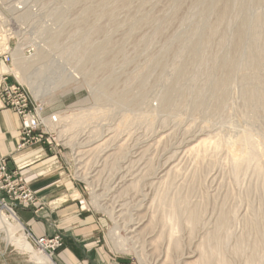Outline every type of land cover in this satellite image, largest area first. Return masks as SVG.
Returning <instances> with one entry per match:
<instances>
[{
	"label": "rangeland",
	"instance_id": "obj_1",
	"mask_svg": "<svg viewBox=\"0 0 264 264\" xmlns=\"http://www.w3.org/2000/svg\"><path fill=\"white\" fill-rule=\"evenodd\" d=\"M116 1H19L20 5L32 7V38L35 51L25 55L18 47L13 53L19 50L24 58L32 61L28 62L26 69L27 65L24 66V73L26 76L28 75L35 88L38 85L39 95H35L29 89L27 82L21 80L19 77L21 71L17 66L14 65V68L12 63L9 67L4 66V72L11 73L9 81L18 82L37 101H40L46 114L57 112L54 116L68 117L58 121L60 123L58 129L61 130V133L56 129L50 136L51 141L45 140V143L32 148L37 150L31 154L38 155V157L33 158L24 169L29 172L27 176H30V179L31 176L39 179V186L41 185L42 189L49 185L55 195L65 196V201H58L62 203L60 208L71 206L70 208L74 210L71 213L87 214L95 218L98 221L97 226L100 233L97 236L100 238V245L102 244L104 252L114 259H126L134 264H147L155 262L159 258L163 260L168 255L165 264H183L181 260L183 253L191 250L197 251L201 247V249L205 248L207 239L217 229V221L222 216H226L227 220L225 221L229 224H224L221 228L223 229L220 237L222 240L219 238L217 242V246L219 245L217 257L220 255L225 262L229 261L228 264H264V158L262 157L258 168L255 167V164V166L246 165L245 168L243 164L240 165V169L239 166L235 169L224 150L211 149L212 151L206 152L202 157V154L197 155L196 152L190 150L188 152L189 148L185 142V140H190L193 135L199 136L200 140L214 138L216 134H218L216 137L225 138L229 135L228 137L231 138L243 130H249L255 135L262 129L264 130V116L261 115V112L264 113L262 111L264 108L256 115L252 112L251 107L240 103L243 102L242 90L245 84H242L243 87H241L236 75L229 82L228 87L232 88H228L229 92L227 91L228 94L225 98L226 107H223V110L219 111L216 108L218 103L216 102L215 106V99L208 97L212 90L208 88L207 91L206 87L208 78L206 74L209 71L208 67L211 68L210 62L213 58L226 56L227 47L230 44L228 40L231 39L234 28L239 23L237 21L244 17L252 20L256 15L264 14V0L260 2L233 1L230 16L223 22L225 24L222 23L218 27V32L219 29L220 31L223 29L227 35L225 45L221 44V47L218 44L219 33L216 34L218 37L214 35V39L212 38L209 44L206 43L205 46V43L201 44L202 50L199 54L204 52L203 57L205 59L207 57L209 60L202 63L197 60L199 59L197 57L192 61L185 79L183 78L178 83L183 90L182 95L176 96L178 101L181 100L180 102L184 103L187 99L185 101L187 103L190 99V103H193V91L202 90L201 95H207L202 99L203 104L195 107V103L189 104L188 102L190 106L184 103L182 107H170L171 109L160 107L162 92L174 81L176 74L174 70L179 68L184 58L187 59L186 56L188 57L184 51L188 40L191 37H198L196 33L204 31L206 25L215 23L217 13L215 11L205 12L201 5L192 4L194 0H183V4L181 3L180 6H175L174 0H130L126 9L120 7ZM239 18L241 19L239 20ZM246 21L249 22L247 19ZM197 27L198 29H196ZM96 30L101 32L98 33ZM217 38L218 40H216ZM84 40L89 41L91 46L97 44L116 49L117 54L114 51L115 56L112 55L113 53L111 54V66L109 65L105 69L97 66L98 64L90 63L87 57L83 56L81 50H78L79 45L82 46L83 43L86 45ZM202 45L205 49L202 48ZM84 47L86 48L87 45ZM38 52H41L40 58L35 60V54ZM103 56L105 57V55ZM238 59L242 63L243 58L239 56ZM158 61L160 63H157ZM239 61H236V65L237 63L238 65L235 66V69L240 68ZM193 66L194 68H192ZM260 67V72H258L264 77V73H262L264 65H260ZM75 74L77 75L75 76ZM214 74L216 77L217 72ZM140 75L142 79H140ZM138 82H142L141 88L136 86ZM142 88L143 90H141ZM123 89L126 98H128L124 100L126 102L120 99V96L117 97L119 95L117 93L124 92ZM187 89L185 96L184 93ZM261 90L260 93H263L264 87ZM188 92L192 96H189V99L186 98ZM262 95L264 97V94ZM204 99H207V103ZM209 99H211L210 102ZM212 100L213 102H211ZM235 106L238 110H242L241 112L245 110L243 115L240 111V113L237 112V109L234 110ZM245 114L249 117L252 115L251 119ZM252 117H256V119ZM123 119L125 121H122ZM105 134L106 138H102ZM86 135L91 136L90 140L102 138L94 145L108 137L111 139L99 149L79 156L80 152L77 151H83L88 147L77 148L78 144L76 145V143L86 141ZM79 159H81L80 163H78ZM172 162L175 164L173 165L175 169L172 168L174 171L171 170L172 172L169 171L168 175H165L166 177L159 178L162 180L165 177L164 182L155 178L159 171L166 169L170 163L173 164ZM80 166L81 170H79ZM260 166L262 169L259 170ZM93 169L94 173L97 170L95 177L98 178L99 184L97 182L96 184L99 187L104 186L96 191H93L94 186L89 183L93 178H87L90 174H86V178L80 176L82 171L90 173ZM41 171L44 174L37 177L35 173ZM121 175L124 177L120 178V181L117 178ZM129 179L133 180L128 181ZM154 180H159L160 184L157 185L158 182ZM117 181L121 183L115 184ZM38 200L41 204L43 203L42 200ZM5 203V206L14 212L17 220L23 225L31 246L36 250L46 252L55 264H59L55 259L57 249L51 255L50 252L37 246L28 235L27 228L20 220L16 207L10 204L11 200L5 197ZM171 203L175 204L179 211L178 216L176 214L174 217L175 220L169 218L171 210L168 209L170 207L168 204ZM2 205L4 204L0 203V208ZM119 205L123 213L118 212L120 214L118 216L115 211L120 208ZM38 207H35L37 211ZM192 209L197 211L193 210L197 217V223L195 222L194 225L187 223L188 220H186L190 213L187 211ZM37 211L36 214H38ZM5 213L8 215L6 210ZM121 214L124 217H121ZM147 216L151 220V225L149 224L145 229L147 232L142 230L144 232L142 234L141 231L140 235L142 236L137 235L131 239L123 240L124 246L117 243L118 236L114 235L115 232L128 238L131 234L128 235L126 229L132 223L137 222L140 217L146 220ZM173 222H176V225ZM170 226L175 227H172V230L174 229L172 246L167 248V230L171 228ZM55 228L59 229L57 226ZM151 229H154L153 234H148L151 233ZM8 235L5 224L0 225V264H38L28 254L23 253L17 246L9 242ZM151 239L153 240L151 241ZM241 246L243 247L241 248ZM236 248L237 251H235ZM160 255L163 258L158 257Z\"/></svg>",
	"mask_w": 264,
	"mask_h": 264
},
{
	"label": "bare ground",
	"instance_id": "obj_2",
	"mask_svg": "<svg viewBox=\"0 0 264 264\" xmlns=\"http://www.w3.org/2000/svg\"><path fill=\"white\" fill-rule=\"evenodd\" d=\"M168 1V0H167ZM173 1V0H172ZM175 1V6H180L181 5V3H182V1L183 0H174ZM233 1L234 0H194L193 1V3L192 4H198V5H201L202 6V8L205 10V12L206 11H215L216 13H217V15H216V19L214 20L215 21V23H213L212 25H210L209 24V26L208 25H206L207 27L205 28V30L204 31H202V32H198V33H196V34H198V37H196V38H190L189 40H188V43H187V45L185 46L186 48H185V52L187 53V55H188V57L186 56V58L187 59H185L184 58V61L180 64V66H179V68L178 69H173L174 71H176V74H175V77H174V81H172L171 83L172 84H170L167 88H165V90H164V92H162V95H161V97H160V102H159V104H160V107L163 109V108H167V107H172V108H176V107H182V105L185 103V104H187V105H189V104H194L195 103V107L197 106V105H202L203 104V101H202V99L203 98H205L206 96H203V94L201 95V92H202V90L201 91H193L194 92V94H193V100H194V102L193 103H190V99H189V96H191V95H189V94H191V93H189L188 92V97H186V98H188L189 100H188V102H189V104H188V102L186 103L185 101H187V99L184 101V103L183 102H180L181 100H179L178 101V99L176 98V96L177 95H182V93H183V90L181 89L182 87H180L179 85H178V83L179 82H181V80L187 75V73L189 72V69H190V65H191V63H192V61H194V60H196L197 59V57H199V59H197V60H199V61H201L202 63L204 62V63H206V61L207 60H209V58H207L206 57V59H205V57H203L204 56V52H203V54L201 53V54H199L200 53V50H202L201 49V44H203V43H205L204 44V46L206 45V43L207 44H209L211 41H212V38L214 37V35H216L217 33H219V40H218V38L216 39V40H218V44H222V45H225V43L227 42V35L223 32V29H222V31H220V29H219V32H218V27H220V25L223 23V22H225L227 19H228V16H230L229 15V13L232 11L231 9H233L232 8V4H234L233 3ZM244 1H246V0H244ZM252 1V0H251ZM250 1V2H251ZM254 1H261V0H253V2ZM116 2H118L120 5V7H125V9H126V7H128L127 6V3H129L130 2V0H117ZM264 2V1H263ZM81 3V2H80ZM169 3V2H168ZM174 3V2H173ZM258 3V2H257ZM92 4V3H91ZM140 4V3H139ZM138 4V5H139ZM144 4V3H143ZM183 4V3H182ZM251 4V3H250ZM249 4V5H250ZM98 5V4H97ZM117 5V4H116ZM197 5V6H198ZM241 5H243V4H241ZM241 5H240V8H241ZM143 6V5H142ZM157 6V5H156ZM184 6V5H183ZM239 6V5H238ZM137 7V6H136ZM145 7V6H144ZM262 7V6H261ZM117 8V7H116ZM201 8V9H202ZM245 8V7H244ZM92 9V8H91ZM235 9V8H234ZM243 9V8H242ZM241 9V10H242ZM245 10V9H244ZM90 11H92V10H90ZM89 11V12H90ZM123 11V10H122ZM189 11V10H188ZM240 11V10H239ZM257 11V10H256ZM236 12V11H235ZM97 13V12H96ZM253 13V12H252ZM80 14V13H79ZM231 14V13H230ZM237 14V13H236ZM88 16V15H87ZM86 16V17H87ZM150 16V15H149ZM206 16V15H205ZM79 17V16H78ZM95 17V16H94ZM131 17V16H130ZM143 17V16H142ZM110 18H111V16H110ZM144 18H146V17H144ZM236 18V17H235ZM84 19V18H83ZM96 19V18H95ZM134 19V18H133ZM146 19H148L149 20V18H146ZM173 19V18H172ZM241 18H239V20H240ZM246 19L247 20H249V22L248 21H246ZM90 20V19H89ZM183 20V19H182ZM251 19H248V18H243V19H241L240 21H237V22H239L238 23V25L236 24V28H234L232 31H233V33H232V35H231V39L230 40H228L229 42H230V44H229V46L227 47V54H226V56H222V57H220L219 56V58H213V60L210 62L211 63V68L210 67H208L209 68V71H208V73L206 74L207 75V80H206V87H207V91H208V88H211V90H212V92L208 95V97L210 98L211 97V99H212V97H213V99H215L214 101H215V103L217 102L218 103V106H216L217 105V103L215 104V106H216V108H218V110L220 111V109H222L223 107L225 108L226 107V104H225V102H226V96H227V94H228V88H230V87H228L229 86V82L231 81V79H233L232 77H235V75H236V78L238 77V80L240 81V83H241V87H243L244 86V89L241 91V87H240V91L243 93L242 94V96H243V102L241 101L240 103L242 104L243 103V105L244 106H248V107H251V109H252V112L253 113H259V112H261L260 110L262 109V108H264V97H262L263 95L262 94H264V92L263 93H260L262 90V88L264 87V77H263V75L261 76L260 74H259V69L261 68L260 67V65H264V63H263V61H264V14H258V15H256L251 21H250ZM138 21V20H137ZM158 21V20H157ZM90 22V21H89ZM113 22H116V21H113ZM144 22V21H143ZM213 22V21H212ZM142 23V22H141ZM79 24V23H78ZM223 24H225V23H223ZM227 25V24H226ZM146 26V25H145ZM197 26V25H196ZM129 27V26H128ZM225 27V26H224ZM223 27V28H224ZM161 28V27H160ZM191 28V27H190ZM158 29V28H157ZM196 29H198V27L196 28ZM140 30V29H139ZM97 31V30H96ZM155 31H158V30H155ZM194 31V30H193ZM98 33L99 32H101L100 30H98L97 31ZM132 32V31H131ZM160 32V31H159ZM158 32V33H159ZM197 32V31H196ZM221 32H223V33H221ZM195 33V32H194ZM220 33H221V35H220ZM226 33H230V32H226ZM150 34V33H149ZM194 35V34H193ZM230 35V34H229ZM148 36V35H147ZM189 36V35H188ZM190 36H192V35H190ZM154 37V36H153ZM76 38V37H75ZM131 38V37H130ZM171 38V37H170ZM173 38V37H172ZM133 39V38H132ZM214 39V38H213ZM181 40V39H180ZM186 40V39H185ZM182 41V40H181ZM180 41V42H181ZM83 42H85L86 43V45H87V47L85 48L84 46H86L84 43H83V45L82 46H78V50L80 49L81 50V53H83V56L84 57H87V60L88 61H90V63L91 62H93V64L95 63V64H98L97 66H101V67H103V68H105L106 69V67H109V65L111 64L110 62V58L112 57L111 56V54L113 53V51L114 52H116L113 48H109V47H106V46H101V45H90V42L89 41H87V40H84ZM113 42V41H112ZM167 43V42H166ZM93 44V43H92ZM117 44V43H116ZM175 44V43H174ZM217 44V43H216ZM118 45V44H117ZM222 45H221V47H222ZM249 45V46H248ZM51 46V45H50ZM203 45H202V48L203 49H205V47H204ZM219 46V45H218ZM67 47V46H66ZM69 47V46H68ZM207 47V46H206ZM224 47V46H223ZM71 48V47H70ZM217 48V47H216ZM122 49V48H121ZM182 49H184V48H182ZM219 49V48H218ZM217 49V50H218ZM216 50V51H217ZM220 50H221V48H220ZM48 51V50H47ZM180 51V50H179ZM203 51H205V50H203ZM67 52V51H66ZM128 52V51H127ZM181 52H183V51H181ZM208 52V51H207ZM218 52V51H217ZM153 53V52H152ZM40 54H41V52H38V53H36L35 54V57H34V59L36 60V59H38V58H40ZM65 54V53H64ZM116 54H117V52H116ZM179 54V53H178ZM181 54V53H180ZM179 54V55H180ZM214 54H215V52H214ZM213 54V55H214ZM103 55H105V57L103 56ZM106 55H108V56H106ZM112 55H114V53L112 54ZM125 55V54H124ZM155 55V54H154ZM183 55V54H182ZM12 56H13V60H12V64H13V66L15 65V66H17L18 67V69L21 71V75L19 76L20 78H21V80L22 81H25V82H27V85H28V87H29V89L32 91V92H34V94L35 95H39V91H38V88H37V86H36V88L34 87V85H33V83H32V81L31 80H29V77H28V75L26 76V74L24 73V66L25 65H27V66H25V69L28 67V62H30L31 60H29L28 58H24L23 56H22V53H20V51L19 50H17V51H15L13 54H12ZM42 56H43V54H42ZM82 56V55H81ZM83 56L81 57V58H83ZM103 56V58H101ZM115 56V55H114ZM158 56V55H157ZM184 56V57H185ZM217 56V55H216ZM239 56H241L242 58H243V60H242V63H240V59H238L239 58ZM210 57V56H209ZM215 57V56H214ZM159 58V57H158ZM210 58H212V57H210ZM112 59V58H111ZM163 59V58H162ZM183 59V58H182ZM181 59V60H182ZM41 60V59H40ZM83 60V59H82ZM239 61V63L242 65H240L239 64V66H240V68L238 67L237 69H235V66L237 67V65H238V63H237V65H236V61ZM130 61V60H129ZM162 61V60H161ZM32 62V61H31ZM83 62H84V60H83ZM155 62V61H154ZM209 62V61H208ZM207 62V63H208ZM89 63V64H90ZM112 63H113V61H112ZM157 63H160V61H158ZM172 63V62H171ZM263 63V64H262ZM152 64V63H151ZM199 64H200V62H199ZM4 65V64H3ZM177 65V64H176ZM198 65V64H197ZM5 66V65H4ZM15 66H14V68H15ZM111 66V65H110ZM93 67V66H92ZM174 67V66H173ZM202 67V66H201ZM114 68V67H113ZM192 68H194V66L192 67ZM83 69V68H82ZM166 69V68H165ZM263 69V68H262ZM86 70V69H85ZM199 70V69H198ZM111 71V70H110ZM259 71V72H258ZM121 72H122V70H121ZM190 72H191V70H190ZM199 72V71H198ZM214 72H217V74H216V77H214L215 76V74L213 75V73ZM118 73V72H117ZM204 73V72H203ZM218 73H220V74H218ZM262 73H264V72H262ZM85 74V73H84ZM106 74V73H105ZM150 74V73H149ZM195 74V73H194ZM209 74V75H208ZM77 74H75V76H76ZM142 75V74H141ZM141 75L139 76V77H141ZM151 75V74H150ZM217 75H219L218 77H217ZM234 75V76H233ZM31 76V75H30ZM88 76V75H87ZM91 76V75H90ZM86 77V76H85ZM114 77V76H113ZM112 77V78H113ZM33 78V77H32ZM75 78V77H74ZM193 78H194V76H193ZM18 79V78H17ZM140 79H142V77L140 78ZM185 79V78H184ZM190 79H191V77H190ZM205 79V78H204ZM235 79V78H234ZM19 80V79H18ZM118 80V79H117ZM194 80V79H193ZM198 80V79H197ZM111 81V80H110ZM113 81V80H112ZM135 81H136V78H135ZM139 81V80H138ZM208 81V82H207ZM133 82V81H132ZM235 82V81H234ZM107 83V82H106ZM136 83H137V81H136ZM135 83V84H136ZM201 83V82H200ZM35 84V83H34ZM196 84V83H195ZM233 84V83H232ZM242 84H245V85H248L247 87L245 86V85H243L242 86ZM26 85V84H25ZM99 85V84H98ZM115 85V84H114ZM240 85V84H239ZM131 86H133V85H131ZM136 86L138 87H142V82H138V84H136ZM165 86V85H164ZM27 87V88H28ZM110 88V87H109ZM134 88H136L135 86H134ZM232 88V87H231ZM102 89H103V87H102ZM128 89V88H127ZM192 89V88H191ZM124 90V89H123ZM134 90V89H133ZM141 90H143V88L141 89ZM154 90V89H153ZM239 90V89H238ZM114 91V90H113ZM139 91V90H138ZM187 91H188V89L186 90V93H184V95L185 94H187ZM206 91V90H205ZM228 91V92H227ZM231 91V90H230ZM239 91V92H240ZM264 91V90H263ZM107 92V91H106ZM141 92V91H140ZM191 92V91H190ZM132 93V92H131ZM130 93V94H131ZM203 93V92H202ZM205 93H207V92H205ZM100 94V93H99ZM112 94V93H111ZM116 94V93H115ZM117 94H119V95H117ZM116 95H117V97H119L120 99H122L123 101L124 100H126V99H128V98H126V93H125V90H124V92L123 93H117ZM142 94V93H141ZM212 94V95H211ZM262 96H261V95ZM94 95V94H93ZM114 95V94H113ZM101 96V95H100ZM186 96V95H185ZM202 96V97H201ZM240 96V95H239ZM241 96V97H242ZM102 97V96H101ZM114 97V96H113ZM139 97V96H138ZM192 97V96H191ZM190 97V98H191ZM208 97H207V99H208ZM229 97V96H228ZM106 98H107V96H106ZM105 98V99H106ZM131 98V97H130ZM143 98V97H142ZM236 98V97H235ZM240 98V97H239ZM239 98H238V100H239ZM101 99V98H100ZM99 99V100H100ZM117 99V98H116ZM136 99V98H135ZM207 99H204L205 101H206V103H207ZM211 99H209V102H210V100ZM237 100V99H236ZM191 101H192V99H191ZM240 101V100H239ZM239 101H237V102H239ZM121 102V101H120ZM124 102H126V101H124ZM123 102V103H124ZM137 102V101H136ZM209 102H208V104H209ZM211 102H213V100L211 101ZM205 103V102H204ZM231 103V102H230ZM135 104V103H134ZM212 104H214V103H212ZM206 105V104H205ZM225 105V106H224ZM231 105V104H230ZM132 106V105H131ZM136 106V105H135ZM186 106V105H185ZM190 106V105H189ZM187 107V106H186ZM193 107V106H192ZM201 107V106H200ZM213 107V106H212ZM236 107V106H235ZM155 108V107H154ZM187 108H189V107H187ZM186 108V109H187ZM214 108V107H213ZM223 108V109H224ZM242 108V107H241ZM159 109V108H158ZM168 109V108H167ZM171 109V108H170ZM182 109V108H181ZM185 109V108H184ZM185 109V110H186ZM194 109V108H193ZM203 109V108H202ZM201 109V110H202ZM222 109V110H223ZM237 109V107L236 108H234V110H236ZM245 109V108H244ZM243 109V110H244ZM247 109V108H246ZM157 110V109H156ZM160 110V109H159ZM197 110V109H196ZM248 110V109H247ZM179 111V110H178ZM213 111V110H212ZM215 111V110H214ZM237 112H239L240 111V109L238 110H236ZM242 111V110H241ZM240 111V112H241ZM262 111L264 112V110L262 109ZM151 112H153V111H151ZM183 113H184V111H182ZM216 112V111H215ZM226 112V111H225ZM237 112H235V114H237ZM239 112V113H240ZM243 112H245V110L243 111ZM243 112H241L242 113V115H243ZM250 112V111H249ZM251 112V113H252ZM197 113V112H196ZM247 113V112H246ZM252 113V114H253ZM257 113V114H258ZM149 114V113H148ZM199 114V113H198ZM205 114V113H204ZM218 114V113H217ZM256 114V115H257ZM213 115V114H212ZM241 115V116H242ZM246 115V114H245ZM260 115V114H259ZM261 115H263L264 116V113L262 114V112H261ZM67 116V115H66ZM139 116V115H138ZM150 116V115H149ZM152 116V115H151ZM229 116V115H228ZM238 116V115H237ZM252 116V115H251ZM250 116V117H251ZM56 117V120H57V122L58 121H62V119L61 118H63L62 117V115H60V118H59V116L57 115V116H55ZM235 117V116H234ZM246 117H249V116H247L246 115ZM245 116H244V118H246ZM249 117V118H250ZM65 119H67L66 117H64ZM63 118V119H64ZM71 118V117H70ZM243 118V119H244ZM248 118V119H249ZM252 118H254V117H252ZM260 118H262V117H260ZM64 119V120H65ZM151 119V118H150ZM153 119V118H152ZM247 119V118H246ZM251 119V118H250ZM254 119H256V117L254 118ZM79 120V119H78ZM259 120V119H258ZM84 121V120H83ZM122 121H125V119H123ZM127 121V120H126ZM244 121V120H243ZM80 123L82 122V121H79ZM78 122V123H79ZM248 122V121H247ZM124 123V122H123ZM150 123V122H149ZM73 124V123H72ZM74 124H75V122H74ZM86 124V123H85ZM204 124V123H203ZM202 125V124H201ZM249 125V124H248ZM260 125V124H259ZM232 126V125H231ZM240 126V125H239ZM256 126V125H255ZM209 127V126H208ZM236 127V126H235ZM261 127V126H260ZM262 128V127H261ZM260 128V129H261ZM236 129V128H235ZM59 130V129H58ZM117 131V130H116ZM58 132H60L61 133V130H59ZM165 132V131H164ZM163 132V133H164ZM226 132H227V130H226ZM234 132V131H233ZM162 133V134H163ZM235 134V133H234ZM62 135V134H61ZM163 135H165V134H163ZM199 135V134H198ZM227 135V134H226ZM60 136V135H59ZM105 136H107L106 134L105 135H103L102 136V138H104ZM160 136L161 137H163L161 134H160ZM160 136H159V138H160ZM216 136H218V134H216V135H214V138H212V137H207L208 139H199L200 137L199 136H191V139L190 140H185V142H187V144H186V146L189 148L188 149V152H196L197 153V155H199V154H202V157H203V155H205V153L206 152H208V151H212V150H219V151H221V150H224L225 151V153H226V155H228V157L230 158V160L229 161H231V165H233V167H235V169H236V167H238L239 169H240V165H245V168H246V165H249V164H252V165H254L255 167H257L258 165H260L261 164V159H262V157L264 158V130L262 129L259 133L257 132V134L255 135V133L253 134V133H251V131H249V130H243V131H241V132H239V134H237L235 137H228L229 135H227V137H225V138H220V137H216ZM232 136V135H231ZM73 137V136H72ZM90 137L91 136H89V135H86L85 136V139H86V141H80V142H77L76 143V145L78 144V146H76L77 148H79V147H84V148H86V147H88V148H86L85 150H83V151H77V152H80L79 153V156H80V154H82L83 155V153L85 154V153H91L92 151H95V150H97V149H99L101 146H104L108 141H110V137H108L107 139H103L104 141H102V142H100L99 144H96V145H94L97 141H99V140H102V138L100 137H98V139L96 140V139H91L90 140ZM97 137V136H96ZM106 138V137H105ZM181 146V145H180ZM186 146H183V147H185L186 148ZM121 147H122V145H121ZM178 147V146H177ZM182 149V148H181ZM212 149V150H211ZM190 150V151H189ZM1 154V153H0ZM107 157V156H106ZM109 157V156H108ZM118 157V156H117ZM121 157V156H120ZM20 158V156H17L16 157V159H19ZM228 158V159H229ZM264 160V159H263ZM168 161V160H167ZM81 162V159H79L78 160V163H80ZM169 163V162H168ZM167 163V164H168ZM173 163V162H172ZM167 164H165L166 166H167ZM263 164H264V161H263ZM164 165V166H165ZM173 165H175L174 163L173 164H171L170 163V165H168L167 167H166V169H163L161 172L159 171V174H157V176H155V178H157V179H159V178H161V177H163V176H165V175H168V173H169V171H174L173 169H175V168H173ZM251 165V166H252ZM250 166V165H249ZM248 166V167H249ZM173 168V169H172ZM237 168V169H238ZM251 168V167H250ZM258 168V167H257ZM264 168V167H263ZM260 169H262L261 168V166H260V168H259V170ZM24 170V169H23ZM22 170V171H23ZM79 170H81V166H80V168H79ZM259 170H256V172H259ZM171 171V172H172ZM41 175L42 174H44V172H39ZM94 169L92 170V171H90V173H85V172H81L80 173V176H82V177H85L86 176V174H90V176H87V178H93L92 180H90L89 181V183L91 184V185H93L94 187L92 188L93 189V191H96V190H99L100 188H104V186H102V187H99V183H98V178H96L95 176L97 175V170H96V172L94 173ZM253 173V172H252ZM20 174H22V173H20ZM261 174V173H260ZM170 175V174H169ZM263 175V174H262ZM124 176L123 175H121L119 178H117V179H120V178H123ZM153 177V176H152ZM166 177V176H165ZM164 177V178H165ZM86 178V177H85ZM163 178V179H164ZM161 180V179H159V180H161V181H163L164 182V180ZM168 179V178H167ZM166 179V180H167ZM131 180H133V179H129L128 181H131ZM159 180H154V181H156V182H158L157 183V185L158 184H160V182H159ZM115 181V180H114ZM120 181H121V179H120ZM120 181H117V182H115V184L117 183V184H119V183H121ZM127 181V180H126ZM96 182L98 183V184H96ZM151 182V181H150ZM25 183L27 184V186L28 187H30L29 186V183L27 182V179H26V177H25ZM132 183V182H131ZM152 183V182H151ZM154 183V182H153ZM261 183V182H260ZM130 184V183H129ZM149 184V183H148ZM128 185V184H127ZM114 186V185H113ZM123 186H125V185H123ZM130 186V185H129ZM130 187H132V186H130ZM136 187V186H135ZM124 188V187H123ZM128 188V187H127ZM126 188V189H127ZM116 189V188H115ZM149 189V188H148ZM32 190V189H31ZM125 190V189H124ZM129 190H130V188H129ZM132 191H133V189H131ZM131 191V192H132ZM150 191V190H149ZM142 195V194H141ZM98 196V195H97ZM135 196V195H134ZM146 196V195H145ZM144 196V197H145ZM148 196V195H147ZM143 197V198H144ZM64 198H65V196H61V197H59L58 198V201H63L64 200ZM148 198V197H147ZM55 199V198H54ZM142 199V198H141ZM162 199V198H161ZM160 199V200H161ZM174 199V198H173ZM172 200V199H171ZM65 201V200H64ZM149 201V200H148ZM153 201H154V197H153ZM54 202V201H53ZM175 202V204H176V200L174 201ZM60 203V202H59ZM152 203V202H151ZM169 203H170V201H169ZM180 203V202H179ZM178 203V204H179ZM150 204V203H149ZM175 204H168V205H170V207L168 208L169 210H171V212H170V214L169 215H171V217H169V218H173L174 219V217H176V214H177V216H178V208H177V204L175 205ZM116 205V204H115ZM121 206H122V204H120ZM119 205V206H120ZM153 205V204H152ZM121 206H120V208H121ZM160 206V205H159ZM119 208V207H118ZM115 209L116 211H115V213H117L118 214V216L120 215L119 213H123V212H121V210H122V208L121 209ZM155 208V207H154ZM186 208V207H185ZM187 209V208H186ZM190 209V208H189ZM5 210L8 212V215L5 213ZM195 211V209H192L191 211L190 210H188L187 212H190V213H188V219H186V220H188L187 221V223L189 222V223H192L193 225H194V223L197 221L196 220V214H195V212H197V211ZM148 211V210H147ZM119 212V213H118ZM182 212H183V210H182ZM186 212V211H185ZM125 213V212H124ZM144 213H146V212H144ZM180 214V213H179ZM185 214V213H184ZM147 215V214H146ZM197 215H198V213H197ZM200 215V214H199ZM145 216V215H144ZM150 216V215H149ZM229 216V215H228ZM121 217H124V216H122V214H121ZM148 217V216H147ZM147 217H145L146 218V220L145 219H143V218H139V220L137 221V222H135V223H132L131 225H130V223H129V227L126 229L127 230V234L129 235V234H131V236H129L128 238H125V237H123L122 235H120L119 233H116L115 232V236L117 235L118 237H117V243H119L121 246H124V241L123 240H125V239H131V238H133L134 236H139L140 235V233H141V231L143 230V231H145V229H147L148 228V226H149V224H150V222H151V220H149V217L147 218ZM166 217V216H165ZM230 217V216H229ZM138 218V217H137ZM180 218V217H179ZM186 218V217H185ZM220 218V217H219ZM125 219V218H124ZM151 219H152V216H151ZM166 219V218H165ZM177 219V218H176ZM145 220V221H144ZM175 220V219H174ZM225 220H227V218H226V216L225 217H221L217 222V229L214 231V233L212 234V235H210L209 236V238L207 239V241H206V247L205 248H203V249H197V251L196 250H194V251H187V252H185V253H183L184 255L183 256H181V260H182V263L183 264H228L229 263V261L228 262H225L224 260H223V258L221 259V257H220V255H218L219 257H220V259H219V257H217V254L219 253V245L217 246V242H218V239L221 237V230H223V229H221V228H223V225L224 224H227L226 223V221ZM229 220V219H228ZM125 221V220H124ZM169 221V220H168ZM173 221V220H172ZM134 222V221H133ZM173 223H175V225H176V222H173ZM186 223V224H187ZM197 223V222H196ZM2 224H5V226L7 227V232H8V236H7V240L9 241V242H11V243H13V245H15V246H17L18 247V249L19 250H21L23 253H26V254H28L32 259H34L38 264H55L54 263V261L51 259V257L46 253V252H44V251H42V250H36V249H34L32 246H31V244H30V242L28 241V238H27V235H26V233L24 232V227H23V225L17 220V218H16V215L14 214V212L12 211V210H10V209H8L5 205H2V208H0V225H2ZM229 224V223H228ZM227 224V225H228ZM151 225V224H150ZM170 225H171V223H170ZM173 225V224H172ZM190 225V224H189ZM188 225V226H189ZM196 225V224H195ZM226 225V226H227ZM256 225V224H255ZM167 226V225H166ZM254 226V225H253ZM171 227V226H170ZM173 227V226H172ZM172 227L171 228H169L168 230H167V241H168V247L167 248H169V246H172V240H173V233H174V229L172 230ZM175 227V226H174ZM173 227V228H174ZM225 227V226H224ZM150 228V227H149ZM193 228V227H192ZM254 228V227H253ZM226 229V228H225ZM224 229V230H225ZM255 229V228H254ZM228 230V229H227ZM232 230V229H231ZM142 231V234H144V232ZM150 231V230H149ZM152 231H154V229L152 230L151 229V233H148V234H153L152 233ZM163 231V230H162ZM181 231V230H180ZM247 231V230H246ZM249 231V230H248ZM253 231V230H252ZM257 232H258V230H256ZM145 232H147V231H145ZM225 233V232H224ZM227 233V232H226ZM258 234V233H257ZM155 235V234H154ZM162 235V234H161ZM177 235V234H176ZM248 235V234H247ZM263 235V234H262ZM127 236V235H126ZM140 236H142V235H140ZM246 236V235H245ZM259 236V235H258ZM145 237V236H144ZM149 237V236H148ZM181 237V236H180ZM249 238V237H248ZM221 240H222V238H220ZM153 239H151V241H152ZM157 240V239H156ZM178 240V239H177ZM176 240V241H177ZM149 241V240H148ZM175 241V240H174ZM239 242V241H238ZM237 242V243H238ZM126 243V242H125ZM176 243V242H175ZM222 243V242H221ZM221 243H218V244H221ZM243 243V242H242ZM248 243V242H247ZM133 244V243H132ZM151 244V243H150ZM199 244V243H198ZM128 245V244H127ZM244 245V244H243ZM247 245V244H246ZM203 246V245H202ZM175 248H176V246H174ZM240 247V246H239ZM243 246H241V248H242ZM155 248V247H154ZM224 248V247H223ZM240 248V249H241ZM196 249V248H195ZM222 249V248H221ZM246 249V248H245ZM255 249V248H254ZM160 250V249H159ZM166 250V249H165ZM168 250V249H167ZM166 250V251H167ZM232 250V249H231ZM251 250V249H250ZM165 251V252H166ZM235 251H237V248L235 249ZM238 251H239V248H238ZM248 251V250H247ZM246 251V252H247ZM177 252V251H176ZM221 252V251H220ZM244 252V251H243ZM253 252V251H252ZM235 253V252H234ZM159 254V253H158ZM240 254V253H239ZM168 256V255H167ZM167 256H166V258L165 259H161V258H159V259H156V261L155 262H151V263H147V264H165L166 262H167ZM236 256V255H235ZM158 257H162L161 255L160 256H158ZM195 257H197L196 258V260H193V258H195ZM215 257V258H214ZM217 257V258H216ZM246 257V256H245ZM163 258V257H162ZM180 258V257H179ZM241 258V257H240ZM257 260V259H256ZM250 261V260H249Z\"/></svg>",
	"mask_w": 264,
	"mask_h": 264
},
{
	"label": "built area",
	"instance_id": "obj_3",
	"mask_svg": "<svg viewBox=\"0 0 264 264\" xmlns=\"http://www.w3.org/2000/svg\"><path fill=\"white\" fill-rule=\"evenodd\" d=\"M20 0H0V61L5 66L11 65L13 51L20 48L22 53L29 55L35 51L32 38V7L19 4ZM10 72L0 73V99L4 107L11 109L19 119L18 143L15 153L29 154L34 146L51 141L50 136L58 125L55 113L46 114L44 106L21 84L9 81ZM13 76V75H12ZM26 152V153H25ZM41 154V153H40ZM12 154H0V203H5V197L20 201L24 208L43 207L30 187L25 183V175L20 174L29 163L30 158L15 161L14 168H8V159ZM38 155L34 156L36 159ZM39 177L40 173H35ZM4 194V195H3ZM35 244L47 252L55 251L62 245V234L55 229L51 237H35L27 230Z\"/></svg>",
	"mask_w": 264,
	"mask_h": 264
},
{
	"label": "crops",
	"instance_id": "obj_4",
	"mask_svg": "<svg viewBox=\"0 0 264 264\" xmlns=\"http://www.w3.org/2000/svg\"><path fill=\"white\" fill-rule=\"evenodd\" d=\"M4 70L5 67L0 62V73ZM18 126L17 115L11 109L4 107L0 99V153L8 156L12 154V157L8 159L10 170L15 167L14 159L18 162L30 158L31 163L35 156L31 153L37 150L33 149L29 154L23 155L15 153L18 143ZM17 156L20 158L16 159ZM21 173L27 176L29 172L23 170ZM31 177V179L30 176L26 178L30 188L46 205L42 208L38 207L37 211L35 207L24 208L20 201L12 203L18 211L20 220L35 237H51L55 233V226L59 228L62 234V245L57 248L55 256L59 264H134L126 259H114L104 252L102 244L100 245V238L97 236L100 233L98 221L91 215L71 213L74 211L70 208L71 206L60 208L62 203L58 202L59 196L54 194L49 185L44 184L45 187L42 189L41 185L39 186V179ZM38 187L41 189L39 190ZM36 211L38 214L35 213Z\"/></svg>",
	"mask_w": 264,
	"mask_h": 264
}]
</instances>
